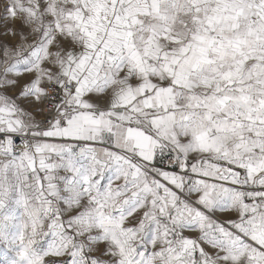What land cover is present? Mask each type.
Here are the masks:
<instances>
[{"label":"snow or ice","instance_id":"snow-or-ice-1","mask_svg":"<svg viewBox=\"0 0 264 264\" xmlns=\"http://www.w3.org/2000/svg\"><path fill=\"white\" fill-rule=\"evenodd\" d=\"M0 264H264V0H0Z\"/></svg>","mask_w":264,"mask_h":264}]
</instances>
